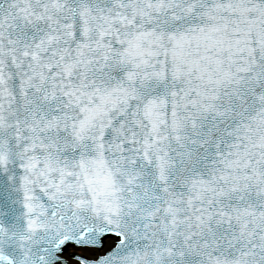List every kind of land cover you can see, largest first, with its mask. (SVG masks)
<instances>
[{
    "label": "snow or ice",
    "instance_id": "1",
    "mask_svg": "<svg viewBox=\"0 0 264 264\" xmlns=\"http://www.w3.org/2000/svg\"><path fill=\"white\" fill-rule=\"evenodd\" d=\"M0 264H264V0H0Z\"/></svg>",
    "mask_w": 264,
    "mask_h": 264
}]
</instances>
